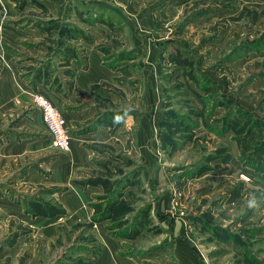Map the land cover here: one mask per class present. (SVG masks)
Masks as SVG:
<instances>
[{"label": "rangeland", "instance_id": "1", "mask_svg": "<svg viewBox=\"0 0 264 264\" xmlns=\"http://www.w3.org/2000/svg\"><path fill=\"white\" fill-rule=\"evenodd\" d=\"M238 1L0 0V62L46 76L63 116L65 69L94 51L107 72L76 86L97 106L67 124L84 157L52 146L33 92L17 110L5 90L0 264H264V7Z\"/></svg>", "mask_w": 264, "mask_h": 264}, {"label": "crops", "instance_id": "2", "mask_svg": "<svg viewBox=\"0 0 264 264\" xmlns=\"http://www.w3.org/2000/svg\"><path fill=\"white\" fill-rule=\"evenodd\" d=\"M239 2V1H238ZM240 5H246V6H251V7H258L261 10L262 7H264V0H246V1H241L239 2ZM253 5H258V6H253ZM13 42V41H12ZM92 46V45H90ZM95 46V45H94ZM88 47V46H87ZM15 48V47H14ZM91 48V47H90ZM85 48L86 51H89L90 49ZM93 48V47H92ZM12 51V50H11ZM75 55L71 54L70 50L65 51L64 50V54L67 56V58L70 60V62H72V60L75 59V56L77 55V52H73ZM94 55V56H92ZM100 54L98 56V54H96L94 51L90 52V56H89V66L88 69L84 70V71H78L76 77L73 79L75 85L73 86V91L72 94L65 100V105H68L69 108V112L66 113V115L64 116L65 121H66V126L67 124H69V126H76L78 124L77 121L79 120H87L91 117H93L96 113H97V106L95 102H92L90 100L89 94H86L84 96H77L76 95V88L79 87L80 89H84V90H88L91 88L92 85L94 84H98L99 82H101L103 80V78H105V76L107 75V72L104 71V69H102L101 67H98V62L100 61ZM13 54L12 52H10V55L6 54V63L8 62V64H6V67L3 66L4 63L0 62V90H2V92L0 91V118L3 117L2 115L5 114V111L1 110L4 108H7L5 106H3L5 103H7V99H6V95H5V90L7 92H11V94H13L14 100H10L11 98H8V101L10 105H14V107H17V110H19L21 107L24 106V102L22 100V96L24 94H30L31 92H42L43 94L44 91L47 90L50 91L51 95L58 98L60 95L58 94V92L54 91L52 88V85L47 83L45 81L44 78H46V76L41 77L38 76V80L35 82V84H31V82L29 83L28 79H22L19 77V73L21 71L17 70L14 65H13ZM67 69H65L66 72ZM44 79V80H43ZM40 80H43L42 82H40ZM65 80H69L70 82V77L65 78ZM77 86V87H76ZM54 92V93H53ZM46 95V94H45ZM19 98L17 99L16 97ZM47 96V95H46ZM50 100L51 98L49 96H47ZM52 101V100H51ZM81 101V103H80ZM53 102V101H52ZM87 102H92L91 103V107L95 106V109L88 108ZM54 104V103H53ZM77 105H83L80 109H77ZM133 115L127 117L126 119V123L124 124V127L126 128V130L128 128H131V120H133ZM68 128V126H67ZM149 130V128H148ZM70 132V131H69ZM71 133V132H70ZM96 133H99L96 132ZM72 136V135H71ZM148 132L144 133V137H141V147L142 150L145 151V149H147V142H148ZM50 140H51V136H50ZM74 151L71 149L69 152H72V154H75V158H78V155H81V157H84L85 154L78 150L76 146L73 145ZM80 151V153H79ZM68 152V153H69ZM79 154H76V153ZM99 186H97L96 188H98ZM86 197V196H85ZM87 198V197H86Z\"/></svg>", "mask_w": 264, "mask_h": 264}, {"label": "built area", "instance_id": "3", "mask_svg": "<svg viewBox=\"0 0 264 264\" xmlns=\"http://www.w3.org/2000/svg\"><path fill=\"white\" fill-rule=\"evenodd\" d=\"M34 105L39 109L43 121L50 133L52 146L58 150L69 152L71 149V134L60 110L42 92L32 94Z\"/></svg>", "mask_w": 264, "mask_h": 264}, {"label": "trees", "instance_id": "4", "mask_svg": "<svg viewBox=\"0 0 264 264\" xmlns=\"http://www.w3.org/2000/svg\"><path fill=\"white\" fill-rule=\"evenodd\" d=\"M87 39V38H86ZM90 43H93L92 40H89ZM71 54L75 55L73 52L74 50H70ZM79 58L81 59V57L77 54L75 56V58ZM66 75H68V77L74 79L77 75V72H72L69 69L66 70ZM112 159L114 161H116L117 163L122 162L123 165L127 166V167H131L134 165V162L130 159L124 158L120 155L117 156H113ZM122 170H118V173H121ZM89 184L92 185H96V186H102L104 188L105 191L108 192H115L117 187L121 184L119 180H112L110 178H96L94 180H90Z\"/></svg>", "mask_w": 264, "mask_h": 264}, {"label": "clouds", "instance_id": "5", "mask_svg": "<svg viewBox=\"0 0 264 264\" xmlns=\"http://www.w3.org/2000/svg\"><path fill=\"white\" fill-rule=\"evenodd\" d=\"M247 207L249 209H252V210H257L259 208V204H258L257 200L253 197V198L248 200Z\"/></svg>", "mask_w": 264, "mask_h": 264}]
</instances>
